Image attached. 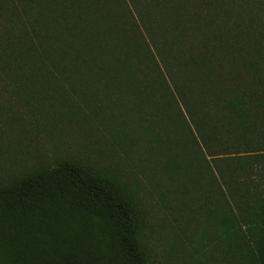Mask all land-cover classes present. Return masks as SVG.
I'll use <instances>...</instances> for the list:
<instances>
[{
  "label": "trees",
  "instance_id": "16d2710c",
  "mask_svg": "<svg viewBox=\"0 0 264 264\" xmlns=\"http://www.w3.org/2000/svg\"><path fill=\"white\" fill-rule=\"evenodd\" d=\"M263 16L264 0H0L9 123L139 117L178 151L166 173L209 188L208 264H264ZM142 229L126 184L80 160L0 183V264H148Z\"/></svg>",
  "mask_w": 264,
  "mask_h": 264
},
{
  "label": "rangeland",
  "instance_id": "374dc122",
  "mask_svg": "<svg viewBox=\"0 0 264 264\" xmlns=\"http://www.w3.org/2000/svg\"><path fill=\"white\" fill-rule=\"evenodd\" d=\"M152 109L158 120L166 119L158 104ZM112 113L105 110L86 121L80 117L58 130L19 128L9 123L11 116L20 115L19 105L0 97V183L59 159L83 161L115 174L130 189L142 212L148 264H208L209 188L198 191L194 171L188 168L187 174H167L164 166L172 157L179 158L178 151L150 147L139 117L117 118L114 123ZM150 114H143L144 126ZM177 135H170L174 143ZM204 178L209 182V175Z\"/></svg>",
  "mask_w": 264,
  "mask_h": 264
}]
</instances>
